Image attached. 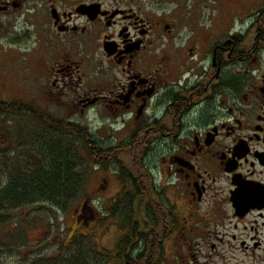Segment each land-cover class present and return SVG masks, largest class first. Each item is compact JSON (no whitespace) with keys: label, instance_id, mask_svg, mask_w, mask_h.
Listing matches in <instances>:
<instances>
[{"label":"flooded vegetation","instance_id":"flooded-vegetation-1","mask_svg":"<svg viewBox=\"0 0 264 264\" xmlns=\"http://www.w3.org/2000/svg\"><path fill=\"white\" fill-rule=\"evenodd\" d=\"M34 33L4 55L25 57L14 74L25 66L26 91L42 97L36 108L26 92L34 111H95L119 143L153 144L139 190L158 199L133 203L137 228L123 236L137 246L123 264H264V0H0L7 49ZM67 86L77 96L65 102ZM39 121L33 141H64L65 121ZM102 126L70 132L96 152L115 144L96 139Z\"/></svg>","mask_w":264,"mask_h":264},{"label":"rangeland","instance_id":"rangeland-1","mask_svg":"<svg viewBox=\"0 0 264 264\" xmlns=\"http://www.w3.org/2000/svg\"><path fill=\"white\" fill-rule=\"evenodd\" d=\"M6 36L10 40L15 38L19 40L22 34L12 31ZM36 38L34 33L27 37L25 43L7 49L0 35V103L25 104L23 111L26 112L0 113V131L5 137L0 142V189L17 175L23 176L30 173L33 162L41 158L42 150L38 144L42 141H38L37 144L31 136L26 134V131H31V127L35 128L34 133H39L45 128L43 122L30 117L29 114L33 113V109L30 106L31 103L27 104V95L30 92L29 95L34 97L32 104L36 108H44L41 106L42 97L36 92L32 93L31 90L27 89L26 91L29 76L24 69L25 66L21 77L14 74L15 70L19 71L21 65L25 63V57L21 56L16 61L4 57L8 50L15 51L14 47L22 50ZM8 40L5 39V41ZM75 86L73 84V88ZM76 96V93L69 90L67 86L65 94L59 98L67 102ZM45 109L47 111L39 109L41 112L36 114L41 113L53 120L66 122L65 130L70 134L72 150L76 157L81 159L78 165V173L83 176L81 192L66 209L54 208L46 202H40L25 203L16 208L6 207L0 211V264H58L62 261H74L75 258H79L83 264L84 261L89 264H107L104 261L107 255L105 252L113 251L117 243L120 242L121 236L120 231L115 228V226L118 227L117 221L113 217H109L112 212L110 201L112 202L121 192L122 185L113 171H107L112 176L106 187L99 185V181L96 184V179L102 177L103 171L100 168H95L94 163L88 157L89 145L86 144L87 142L78 135L74 137L70 132L75 129L73 126H77V128H87L95 133L96 127L102 126L101 123L104 119L95 111L81 113L79 107H72L63 112L48 110L47 107ZM95 137L115 144L114 140L116 139L118 144L122 141L124 134L112 136L107 128L102 126L98 129ZM64 142L65 138L63 142L60 140L61 144ZM33 145L34 147L30 148ZM125 149L135 155L140 149H143V144L132 147L129 143ZM96 187L102 188L96 192ZM81 208L83 213L79 214ZM121 210L126 211L125 209ZM119 218H121V214H118L117 220ZM122 220L124 221L121 218L120 224L124 225L125 221L122 223ZM78 236H81L80 239H75Z\"/></svg>","mask_w":264,"mask_h":264},{"label":"trees","instance_id":"trees-1","mask_svg":"<svg viewBox=\"0 0 264 264\" xmlns=\"http://www.w3.org/2000/svg\"><path fill=\"white\" fill-rule=\"evenodd\" d=\"M25 104H15V103H0V113L6 112H19L26 113L23 111V106ZM29 109V108H28ZM31 111V110H30ZM33 110L36 119L51 121L52 118H48L41 113L36 114ZM55 141V140H54ZM59 141V140H58ZM129 146V142H123L119 144H102L98 143L97 151L94 149H87L88 157L93 161L94 164H99L98 168H104L108 171H113L116 173L118 180L121 183V192L117 195L114 202H120L112 210L111 215L116 217L117 214H121V209L127 210V205L129 206V217L125 216L123 219L125 221L124 225L120 224V219L118 220L119 231L121 236L119 238L120 242L117 243L115 247L116 255L112 256L111 253H107L105 256L107 264H123L125 258V253L129 249L137 246V240H127L123 236L124 232L129 231L130 233L137 228L138 222V211L141 206L138 205L134 208V202L146 200L149 198L158 199V192L154 188L146 189L147 192L143 193L139 188L141 185H150L149 181V156L153 144H147L146 147L139 150L135 155H133L130 150H126L125 147ZM43 151L40 153L41 158L35 160L30 173L23 176H18L11 179L6 186L0 189V211L4 208H16L22 204H33L46 202L54 208L66 209L68 205L75 201L80 195V188L83 184V176L78 173L79 169V159L76 157L74 151L72 150V143L70 139L69 132H66L65 142L63 144L56 143L51 144L47 147L45 143H40ZM77 154V153H76ZM102 156V158L95 157ZM91 161V162H92ZM116 170V171H115ZM139 171L144 177V180L139 178L136 180ZM129 180L136 181L133 186L127 187ZM140 181V182H139ZM152 186V185H151ZM153 187V186H152ZM160 199H165V192L160 193ZM128 203V204H124ZM122 220V223H124ZM81 236L75 239L79 240ZM128 242L130 244L128 245ZM128 245V247H127ZM104 259V261H105ZM58 264H83L79 258H75L74 261H62ZM84 264H89L84 261Z\"/></svg>","mask_w":264,"mask_h":264}]
</instances>
